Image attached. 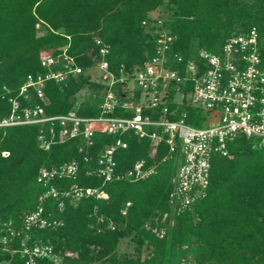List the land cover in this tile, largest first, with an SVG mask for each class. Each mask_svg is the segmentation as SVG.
<instances>
[{
	"label": "trees",
	"instance_id": "obj_1",
	"mask_svg": "<svg viewBox=\"0 0 264 264\" xmlns=\"http://www.w3.org/2000/svg\"><path fill=\"white\" fill-rule=\"evenodd\" d=\"M171 5L166 25L177 35L174 50L189 58L200 49L218 53L227 37L256 26L264 62V0H0V121L9 116L10 97L29 73L44 72L41 57L64 49L87 69L99 51L94 38L110 45L111 68L133 70L155 49L153 36L142 25L149 14L164 3ZM88 86L100 91V83L89 74L70 77L62 84L48 81V115L67 113L78 93ZM23 105L37 102L36 98ZM101 94L81 102L78 114L99 116ZM189 123L200 125V109H189ZM119 114V113H115ZM196 118V121H193ZM46 127L48 124H45ZM42 124L0 126V224L21 217L42 203L48 187L39 181L43 167L71 160L80 161L75 177L55 180L58 188L102 186L103 197H86L77 203L44 200L45 215L63 221L56 229H36L34 239H44L62 256L44 264H264V147L244 136L230 143L232 157L216 155L206 197L182 212L169 202L176 158L162 161L166 146H153L149 139L131 133L98 134L86 162L80 151V136L58 141L49 150L39 146ZM118 137L128 147L118 149V170L144 160L156 173L138 181L114 179L104 184L97 175L96 157L105 144ZM131 203L128 205V203ZM102 216L104 222H98ZM113 222L114 229L107 225ZM164 229L159 237L157 231ZM131 237L136 255L119 253V243ZM149 248L146 256L143 248ZM72 253V255L68 254ZM23 264L18 254L0 253V263Z\"/></svg>",
	"mask_w": 264,
	"mask_h": 264
},
{
	"label": "built area",
	"instance_id": "obj_2",
	"mask_svg": "<svg viewBox=\"0 0 264 264\" xmlns=\"http://www.w3.org/2000/svg\"><path fill=\"white\" fill-rule=\"evenodd\" d=\"M165 22L166 17L152 13L142 21L146 31L153 36L155 49L132 71L122 66L117 73L111 68L110 45L100 37L94 38L99 51L87 69L80 66L66 49L59 54L43 55L40 62L45 71L26 76L19 95L9 98L11 113L0 121V126L42 124L38 140L44 150H49L58 141L80 136V151L88 153L84 157L86 162L93 159L90 150L98 134L131 133L140 139H149L153 146L165 145L162 161L176 158L178 162L172 178L170 205L176 212L193 207L208 193L214 157H232V141L244 136L264 147V62L256 26L227 37L218 53L200 49L186 59L173 51L177 35ZM83 73L90 75V81L103 86L101 114L79 115L82 100L77 98L67 113L48 115L46 83L55 81L60 85ZM5 92H10L6 86L0 90V95L4 97ZM21 97L25 101L36 98L37 102L23 105ZM189 109L203 111L204 119L200 125L188 122ZM215 120L217 124H214ZM127 147L128 142L118 137L98 152L95 171L104 184L114 179L138 181L156 173V167L146 166L144 160L119 171L116 152ZM79 170L78 160L41 168L38 179L48 187L42 203L24 214L20 221L0 224V253L18 254L23 264L61 261L62 256L54 246L44 239H34L33 232L56 229L63 224L62 220L45 215L46 198H57L63 210L67 200L77 203L82 198L107 195L102 186L74 184L70 188H58L53 184L55 180L77 176ZM98 222H104V218L99 216ZM107 227L114 229L115 225L110 222ZM157 233L162 237L164 229ZM183 264L200 263L185 260Z\"/></svg>",
	"mask_w": 264,
	"mask_h": 264
},
{
	"label": "rangeland",
	"instance_id": "obj_3",
	"mask_svg": "<svg viewBox=\"0 0 264 264\" xmlns=\"http://www.w3.org/2000/svg\"><path fill=\"white\" fill-rule=\"evenodd\" d=\"M152 15H161L163 17H167L171 14V5L167 2L158 7L155 11L151 12ZM102 93V90L100 91L96 87L88 86L84 89H82L78 95H76L75 98H78L83 101H88L89 99H94L98 96V94ZM214 124H217V120L214 121ZM150 249L144 247L142 250V255L146 256L149 253ZM119 253L126 254L130 256H135L136 253V243L131 237H124L120 240L119 243ZM1 264H8V261H3Z\"/></svg>",
	"mask_w": 264,
	"mask_h": 264
},
{
	"label": "crops",
	"instance_id": "obj_4",
	"mask_svg": "<svg viewBox=\"0 0 264 264\" xmlns=\"http://www.w3.org/2000/svg\"><path fill=\"white\" fill-rule=\"evenodd\" d=\"M1 263H2V262H1ZM1 263H0V264H1ZM8 264H9V261H8Z\"/></svg>",
	"mask_w": 264,
	"mask_h": 264
}]
</instances>
